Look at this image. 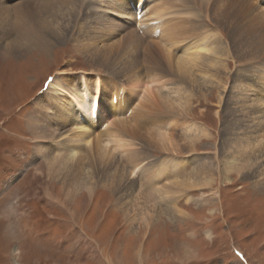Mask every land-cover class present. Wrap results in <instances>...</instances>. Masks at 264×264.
Wrapping results in <instances>:
<instances>
[{"label":"bare ground","instance_id":"obj_1","mask_svg":"<svg viewBox=\"0 0 264 264\" xmlns=\"http://www.w3.org/2000/svg\"><path fill=\"white\" fill-rule=\"evenodd\" d=\"M261 1L197 0L193 10L191 0H0V56L5 59L34 50L51 55L81 20L92 21L101 35H77L86 40L81 44L90 53V71L58 72L47 88L59 96L47 105L54 115L40 117L46 107L43 95L29 117L34 151L70 205L83 195L93 203L104 191L114 210L126 212L124 223L135 235L142 229L135 228L139 222L151 232L163 217L178 224L190 218L180 207L181 199L210 189L220 165L217 158L208 162V170L207 161L196 167L194 162L195 170L189 172L192 160L185 155L196 154L213 137L189 118L195 90L202 93L210 86L211 92L217 90L219 104L223 102V73L229 65L222 63L226 45L220 28H230L241 43L258 44L264 54V15L253 16L264 13ZM237 95L232 103L244 122L229 126L238 137L228 148L226 173L258 164L261 156L264 160V98L244 87ZM139 141L152 154L139 148ZM157 153L166 157L147 165L141 161ZM168 166L172 172L164 175ZM209 197L216 201L218 192H203L195 202L205 205ZM143 247L136 253L140 260Z\"/></svg>","mask_w":264,"mask_h":264},{"label":"rangeland","instance_id":"obj_2","mask_svg":"<svg viewBox=\"0 0 264 264\" xmlns=\"http://www.w3.org/2000/svg\"><path fill=\"white\" fill-rule=\"evenodd\" d=\"M250 1L256 3V0ZM191 2V8L197 9L194 4L197 0ZM262 3L263 0L258 3L261 9L264 8ZM199 21L195 20V24H200L202 18ZM78 23L80 25L72 28L71 33L66 31L64 42L54 46L49 56L40 50L7 59L0 56V264H14V261L18 264H264V175L261 174L264 160L261 156L258 164L229 173L224 169L231 158L228 148L238 137L229 126L244 122L232 103L238 89L257 91L258 96L262 94L259 100L264 98V54L258 44L241 43L234 33L228 32L230 28L217 30L223 31V45H226L221 54L222 63L229 65L223 73L226 83L225 91H221L223 102L219 104L218 92L216 89L211 92L210 86L202 93L195 90L189 118L208 128L213 137L205 141L196 154L185 155L192 160L190 173L195 170L194 162H197L196 167L207 161L208 170V162L219 160L214 185L201 192H189L181 199L180 207L190 213L187 222L173 223L163 217L151 232L139 222L135 228L142 229L135 235L124 223L126 212L114 210L112 203L109 204L110 196L104 191L98 193L93 203L83 195L75 206L70 205L60 185L48 178L47 163L34 151L29 123V117L35 113L34 103L46 97L41 103L46 107L43 105L44 113L41 112L40 117L48 118L54 115L48 103L54 105L59 97L47 89L48 81L60 71L77 74L90 71L93 65L90 53L81 44L86 40L79 37L86 31L90 35H101L94 30L92 21ZM206 24L210 26L209 22ZM210 28L216 31L213 26ZM58 78L66 82L63 75ZM257 133L263 134L261 130ZM137 144L144 148L140 141ZM144 150L152 154L147 147ZM164 157L165 154L157 153L141 161L147 165ZM253 160L251 157V163ZM171 172L168 166L164 175ZM140 186L144 188L145 184ZM148 188L147 185L144 189ZM216 191L219 195L216 201L209 197L207 204H196L195 200L203 192ZM188 199L191 200L187 202ZM70 208L77 212L76 217ZM140 246H144L141 260L136 255Z\"/></svg>","mask_w":264,"mask_h":264},{"label":"clouds","instance_id":"obj_3","mask_svg":"<svg viewBox=\"0 0 264 264\" xmlns=\"http://www.w3.org/2000/svg\"><path fill=\"white\" fill-rule=\"evenodd\" d=\"M15 255H17V256H18V253H16ZM14 264H18V261H14Z\"/></svg>","mask_w":264,"mask_h":264},{"label":"snow or ice","instance_id":"obj_4","mask_svg":"<svg viewBox=\"0 0 264 264\" xmlns=\"http://www.w3.org/2000/svg\"><path fill=\"white\" fill-rule=\"evenodd\" d=\"M69 98H71V97H69ZM75 102V101H74Z\"/></svg>","mask_w":264,"mask_h":264}]
</instances>
